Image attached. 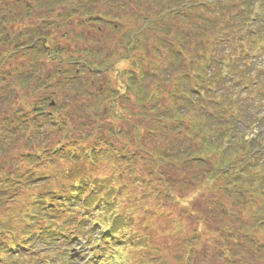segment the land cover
I'll return each mask as SVG.
<instances>
[{"label":"trees","instance_id":"16d2710c","mask_svg":"<svg viewBox=\"0 0 264 264\" xmlns=\"http://www.w3.org/2000/svg\"><path fill=\"white\" fill-rule=\"evenodd\" d=\"M33 4L46 10L44 28H67L62 38L86 43L77 30L102 27L114 37L33 43L38 26L9 37L0 19L11 56L32 54L21 88L35 79L51 89L0 118V264L138 262L126 246L154 264L156 237L137 236L130 211L148 216L152 204L156 218L169 216L161 206L174 211L171 236L188 230L174 264H199L208 247L206 264H264V0ZM48 63L63 68L41 78ZM102 73L109 80L95 87Z\"/></svg>","mask_w":264,"mask_h":264},{"label":"rangeland","instance_id":"374dc122","mask_svg":"<svg viewBox=\"0 0 264 264\" xmlns=\"http://www.w3.org/2000/svg\"><path fill=\"white\" fill-rule=\"evenodd\" d=\"M35 1L36 0H0V19H4L3 26H6V29L9 33L8 35L9 37L21 31L25 26H32V29H30L31 33L33 32V30L35 31L36 26H38V31H40V34L38 36L32 35V39H30L31 42L34 43L37 37H43L47 33H50L52 37L56 40L55 42L60 47L64 45H68L69 43L73 45L74 47H76L74 43H76L78 47H84L86 44H89V45L93 44L91 40L92 37H95L97 44L107 46L110 44L109 39H112L114 37V34L112 31L108 30L107 28L102 27V32L104 35L101 33H96L92 31L88 32L87 28H81L78 30L76 29L78 32L81 31L85 36H87L86 43L77 40L76 37H73V39H70V35H66V37L62 38L60 37V35L63 34L65 36V34L68 33L67 28L64 27L63 30H60V28H51V29L44 28L42 25V21L44 17L46 16V10L36 7L33 4ZM25 4H29L32 8V11L29 16L24 15L25 11H23V8ZM67 24L68 26H73V27L78 26L76 25V22L74 20L67 22ZM93 31H96V30H93ZM96 36H98L99 39ZM30 40L22 39V43H23L22 45L28 44ZM9 49H10V46L7 43L0 42V59L3 62V70L4 72L9 71L11 73V76H7L2 82H0V87L3 85V90H4L3 95H5L4 99L0 100V118H6V117L11 116L13 111L19 105H22L21 101H23V99L26 96L31 95L33 92H35V98H37L38 96H43L46 92L51 90L50 88L45 87V86L38 87L36 85L35 79H32L33 80L32 85H30L28 89H22L20 84L16 81L17 73L24 72L26 70V68L28 67V62L32 58V54L23 55L24 52L23 53L18 52V53L13 54V56H11L12 51H9ZM74 56H76V54H74L73 57ZM21 64H23L24 66L23 68H20ZM57 68L62 69L63 66H59L56 63L45 64L40 70L41 78L45 77L47 74H51L52 71ZM86 76H88V74L84 75V77ZM108 80L109 78L107 74L105 73L95 76L94 77L95 87L98 85L103 86ZM112 83H114V78H112ZM5 87L7 88V92H6L7 94H5V89H4ZM9 87H11L12 89L11 92H9ZM14 90L22 92V96L19 100L15 99L14 93H13ZM9 95H10V98H8ZM31 98L32 100L35 99L33 95H31ZM101 172L107 174L105 170H102ZM119 172L120 170H118V172L116 173V176L118 175ZM131 189H134V187H131ZM138 195L141 196L142 194L138 192ZM146 198L148 197L145 196V198L142 199V202L146 201L147 200ZM147 201H150V200H147ZM199 202L201 203V200L195 201V204L198 205ZM149 208L153 210V209H156V206L152 204L149 206ZM168 208H169V205L163 206V207L161 206V212L163 213L165 211L169 212V216L164 215L165 217H157V218L155 216H152V211L149 210L148 208H147L148 216L145 215L144 210H143L145 209V207L143 209L133 207L130 210L133 215V221H132L133 232H135L137 236H145L147 231L151 230L153 232V236L156 237L149 244L150 246H154L153 249L156 246L159 250L154 255V258H153L154 264H174L173 260L170 261V258L172 257V255L177 253V251L179 250L178 245L181 243L184 234L188 232V230L184 228V231L186 232H182L181 230H179L178 234H176V238L171 236V233L173 230L172 229L173 224L171 222L170 216H173L172 212L174 211H171V210L169 211ZM176 213L178 212L176 211ZM182 220L185 221L184 226L188 227V223L190 221L186 219H182ZM144 224L148 225V229H144L143 227ZM186 235L188 237V234ZM178 236H180L182 239L178 238ZM208 237L209 235L206 234L204 236V240H209ZM123 250L125 251V253L129 252V253L138 254V256H135L138 262L131 261L130 262L131 264H142L140 262V258L142 257V254L139 251L134 250L131 246L130 247L126 246L125 248H123ZM204 250L207 252H203ZM201 251L203 254L205 253L206 257L203 260H199V264H206L204 260H208L210 258L213 259L216 255L215 253L216 251H214L212 248H209V247L207 250L206 248H203L201 249ZM217 255L221 263L225 262L224 260H222L224 258L222 253L218 252ZM165 257L166 259H168V261H164ZM192 262L193 263L195 262L194 258H192ZM254 264H257V263L254 262Z\"/></svg>","mask_w":264,"mask_h":264},{"label":"flooded vegetation","instance_id":"af4514ba","mask_svg":"<svg viewBox=\"0 0 264 264\" xmlns=\"http://www.w3.org/2000/svg\"><path fill=\"white\" fill-rule=\"evenodd\" d=\"M29 38L32 39V35H29ZM22 39H24V37H22ZM4 70H3V62L0 59V82H2L4 80ZM3 85L0 87V100L3 99Z\"/></svg>","mask_w":264,"mask_h":264}]
</instances>
